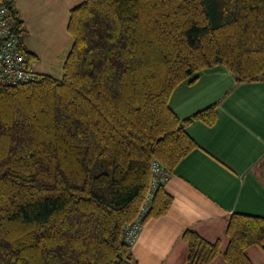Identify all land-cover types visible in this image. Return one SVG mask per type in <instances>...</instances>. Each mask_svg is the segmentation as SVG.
<instances>
[{
    "label": "trees",
    "instance_id": "obj_1",
    "mask_svg": "<svg viewBox=\"0 0 264 264\" xmlns=\"http://www.w3.org/2000/svg\"><path fill=\"white\" fill-rule=\"evenodd\" d=\"M15 4L0 0L21 38ZM67 32L60 79L0 84V264H139L123 230L153 162L172 177L199 149L188 128L219 120V102L180 118L171 99L216 67L238 84L264 82V0H84ZM166 184L143 228L172 208ZM225 235L224 247L185 231L187 264H253L264 217L234 213Z\"/></svg>",
    "mask_w": 264,
    "mask_h": 264
},
{
    "label": "crops",
    "instance_id": "obj_2",
    "mask_svg": "<svg viewBox=\"0 0 264 264\" xmlns=\"http://www.w3.org/2000/svg\"><path fill=\"white\" fill-rule=\"evenodd\" d=\"M69 1L16 0L24 30L21 41L28 52L37 56L32 62L38 75L54 77L50 73L53 61L60 62L63 73L72 46L68 34L62 36L66 43L62 49L56 52L50 46H59L61 41L53 30L57 13L67 30L72 9ZM44 2L51 3V7ZM43 23L44 29L46 25L49 28L38 39L36 29ZM36 41L46 43L47 52L36 47ZM55 52L58 58H54ZM257 94L264 95V82L238 84L223 67L206 70L195 84H184L175 91L170 106L180 118L219 102V120L214 127L198 122L188 128L199 149L179 164L165 186L174 197L169 213L146 221L132 248L139 264H187L188 247L182 240L185 231H196L208 241L221 240L224 244L231 215L242 212L264 217V116L254 113V106L263 103L256 100ZM256 249L249 250L251 261L264 264L261 250L252 255ZM211 264L226 263L219 258Z\"/></svg>",
    "mask_w": 264,
    "mask_h": 264
},
{
    "label": "built area",
    "instance_id": "obj_3",
    "mask_svg": "<svg viewBox=\"0 0 264 264\" xmlns=\"http://www.w3.org/2000/svg\"><path fill=\"white\" fill-rule=\"evenodd\" d=\"M38 79L32 59L23 50L21 38L16 31L12 12L6 6H0V84L13 87L30 84ZM152 182L144 203L135 221L124 227L125 242L133 247L140 238L143 221L150 209L156 191L171 178V172L157 161L152 164ZM264 253V242L261 245Z\"/></svg>",
    "mask_w": 264,
    "mask_h": 264
},
{
    "label": "rangeland",
    "instance_id": "obj_4",
    "mask_svg": "<svg viewBox=\"0 0 264 264\" xmlns=\"http://www.w3.org/2000/svg\"><path fill=\"white\" fill-rule=\"evenodd\" d=\"M84 0H70L69 2H70V7H72V8H74V7H76L77 5H79L80 3H82ZM44 5L46 6V7H51V3H45L44 2ZM55 7V4H52V8H54ZM42 15H43V13H42ZM60 13H57L56 14V22H57V24H54V25H57V27L56 28H53V30H55V33L58 35V38L61 40L60 41V45L59 46H56V45H52V46H50V50H56V52H57V50L58 49H62V46L63 45H66V43L64 42V41H62V36H64L65 34H68V32H67V30H66V26H65V28H63V26H61L62 25V22H61V17H60ZM44 21L43 22H45V19H43ZM43 26H44V23H43V25L40 27V29H39V27H38V29H36L37 30V35L39 36V38L38 39H41V34H46L47 33V31H46V29L47 28H49V26L48 25H46L45 26V29L43 28ZM51 26H53V25H50V30H51ZM60 28V29H59ZM63 28V29H62ZM68 36H69V38H70V40H71V43H69V45L70 44H72L73 43V39L70 37V35L68 34ZM35 45H36V47H38L39 49L41 48V50H44V51H46L47 52V50H48V48H47V44L46 43H43V42H39V41H36V43H35ZM66 47V46H65ZM71 47V46H70ZM56 52H55V55H54V58H58L59 56H57L56 55ZM32 61H33V59H32ZM53 63H54V68L52 69V70H50V73H52L53 75H54V77L55 78H60V77H62V76H60L61 74L63 75V73H61L62 71L60 70V68H61V65H60V62H59V64L56 62V61H53ZM61 64H62V61H61ZM61 73V74H60ZM257 98H256V100H260V101H262L263 103L262 104H256L255 106H254V113L256 114L255 116H258L259 115V113H261L263 116H264V95L263 96H261V95H259V94H257V96H256ZM253 102H255V100L253 99L252 100ZM245 192V191H244ZM253 211V210H252ZM242 213V212H241ZM250 215V214H249ZM138 242V241H137ZM227 243V237L224 239V247H225V244ZM137 244V243H136ZM135 244V245H136ZM134 248V247H133ZM260 249H256V251H253V252H251L252 253V255L253 256H256L257 255V252H260L259 251Z\"/></svg>",
    "mask_w": 264,
    "mask_h": 264
}]
</instances>
